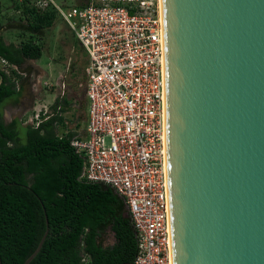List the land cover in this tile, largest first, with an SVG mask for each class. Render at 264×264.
Masks as SVG:
<instances>
[{
    "label": "water",
    "instance_id": "water-1",
    "mask_svg": "<svg viewBox=\"0 0 264 264\" xmlns=\"http://www.w3.org/2000/svg\"><path fill=\"white\" fill-rule=\"evenodd\" d=\"M162 5L172 264H264V0Z\"/></svg>",
    "mask_w": 264,
    "mask_h": 264
},
{
    "label": "built area",
    "instance_id": "built-area-1",
    "mask_svg": "<svg viewBox=\"0 0 264 264\" xmlns=\"http://www.w3.org/2000/svg\"><path fill=\"white\" fill-rule=\"evenodd\" d=\"M30 1L53 7L87 52L88 119L71 144L84 156L82 176L125 203L138 241L126 264H172L162 0ZM41 114L51 111L43 106L32 122Z\"/></svg>",
    "mask_w": 264,
    "mask_h": 264
},
{
    "label": "trees",
    "instance_id": "trees-1",
    "mask_svg": "<svg viewBox=\"0 0 264 264\" xmlns=\"http://www.w3.org/2000/svg\"><path fill=\"white\" fill-rule=\"evenodd\" d=\"M12 5L32 32L52 28L59 15L53 7L39 9L30 0H12ZM42 55V46L32 37L7 43L0 35V60L7 61L0 71V264L25 262L47 228L46 215L47 237L29 264L130 263L138 241L122 197L82 176L84 156L71 144L81 136L79 117L74 114L76 129L59 133L67 127L69 98L57 97L49 117L38 124L4 119V104L25 97L21 67ZM108 232L114 242L105 244Z\"/></svg>",
    "mask_w": 264,
    "mask_h": 264
},
{
    "label": "rangeland",
    "instance_id": "rangeland-1",
    "mask_svg": "<svg viewBox=\"0 0 264 264\" xmlns=\"http://www.w3.org/2000/svg\"><path fill=\"white\" fill-rule=\"evenodd\" d=\"M21 18V13L13 8L12 0H0V35L6 42L19 43L32 37L43 48L40 59L28 60L21 67L25 97L18 103L20 108L17 116L21 115L20 120L24 125L31 123L33 116L43 105L50 109L57 97L65 95L71 106L64 114L67 127H62L59 133L62 134L66 129H76L77 120H74V114L81 122L77 130L83 132L88 119V103L85 86L81 84L85 81L87 52L61 16L58 15L52 28L37 32H32L26 20ZM34 105L37 108H33ZM43 117L41 114L40 118ZM104 240L105 243L114 242L113 233L104 234Z\"/></svg>",
    "mask_w": 264,
    "mask_h": 264
},
{
    "label": "crops",
    "instance_id": "crops-1",
    "mask_svg": "<svg viewBox=\"0 0 264 264\" xmlns=\"http://www.w3.org/2000/svg\"><path fill=\"white\" fill-rule=\"evenodd\" d=\"M86 65H87V62H86ZM3 69H4V65H3L2 61L0 60V71L3 70ZM0 81H1V78H0ZM18 103H19V101L9 100V101H7L4 104V108H3V111H4V119H5V121L7 123H10L14 119L20 120L21 115L20 116H17V111H19V108H20V106H18ZM43 106H47V105H43ZM33 108H37L36 105H34ZM80 133H84V132H80Z\"/></svg>",
    "mask_w": 264,
    "mask_h": 264
},
{
    "label": "flooded vegetation",
    "instance_id": "flooded-vegetation-1",
    "mask_svg": "<svg viewBox=\"0 0 264 264\" xmlns=\"http://www.w3.org/2000/svg\"><path fill=\"white\" fill-rule=\"evenodd\" d=\"M28 61V60H27ZM34 72V69L32 70ZM24 74L27 76V74L24 72ZM31 74V73H30ZM29 75V74H28ZM37 77V76H36ZM36 77H34V79H36ZM60 81V79H59ZM105 244H108V243H105Z\"/></svg>",
    "mask_w": 264,
    "mask_h": 264
}]
</instances>
